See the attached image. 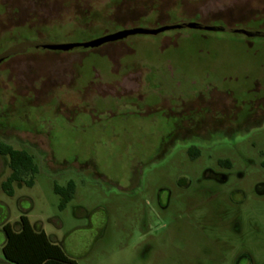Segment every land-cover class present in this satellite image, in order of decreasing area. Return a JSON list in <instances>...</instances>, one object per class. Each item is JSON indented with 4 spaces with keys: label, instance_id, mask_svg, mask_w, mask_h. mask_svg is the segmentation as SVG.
I'll list each match as a JSON object with an SVG mask.
<instances>
[{
    "label": "rangeland",
    "instance_id": "obj_1",
    "mask_svg": "<svg viewBox=\"0 0 264 264\" xmlns=\"http://www.w3.org/2000/svg\"><path fill=\"white\" fill-rule=\"evenodd\" d=\"M189 22L225 29L30 48L0 64V141L39 166L14 196L0 184V223L28 215L78 264H264V38L242 33L264 31V0H0V53ZM102 81L114 98H99ZM71 180L60 209L55 186Z\"/></svg>",
    "mask_w": 264,
    "mask_h": 264
},
{
    "label": "trees",
    "instance_id": "obj_2",
    "mask_svg": "<svg viewBox=\"0 0 264 264\" xmlns=\"http://www.w3.org/2000/svg\"><path fill=\"white\" fill-rule=\"evenodd\" d=\"M0 156L7 159L10 169L9 175L1 184V188L8 195L15 194V183L27 182L30 185L34 183L39 166L33 154L25 149H17L1 140ZM55 192L62 196L59 207L64 209L73 198L75 183L71 180L67 186L56 185ZM0 225L6 237L2 247L5 262L11 264H78L75 258L66 254L60 243L50 239L44 229H37L28 215L22 214L15 225L7 218L2 220Z\"/></svg>",
    "mask_w": 264,
    "mask_h": 264
},
{
    "label": "water",
    "instance_id": "obj_3",
    "mask_svg": "<svg viewBox=\"0 0 264 264\" xmlns=\"http://www.w3.org/2000/svg\"><path fill=\"white\" fill-rule=\"evenodd\" d=\"M183 28H193V29H211V30H224V27L220 28H207L199 23L189 22V23H179L176 25H167L162 26L159 28H148V27H138V28H131V29H124L115 33L107 34L100 38H97L92 41L88 42H81V43H67V44H51L39 40L34 41H23L18 44H15L8 49L4 50L0 53V64L5 61L6 59L27 52L29 48H43L53 51H70L75 48H97L109 42L118 41L124 39L131 35L136 34H158L170 29H183ZM248 35H252L251 33H247Z\"/></svg>",
    "mask_w": 264,
    "mask_h": 264
},
{
    "label": "flooded vegetation",
    "instance_id": "obj_4",
    "mask_svg": "<svg viewBox=\"0 0 264 264\" xmlns=\"http://www.w3.org/2000/svg\"><path fill=\"white\" fill-rule=\"evenodd\" d=\"M204 29V28H203ZM234 30H236V29H234ZM242 33L243 34H246V35H248L247 33H251L252 35H248L250 38H253V37H261V38H264V31H261V30H257V31H247V30H243L242 31ZM115 42V41H114ZM114 42H109V43H106L105 45H107V44H112V43H114ZM30 49V48H29ZM28 49V50H29ZM27 50V51H28ZM19 55V54H18ZM16 56V55H15ZM13 57V56H12ZM7 60V59H6ZM4 62V61H3ZM108 88H111L109 85H106V86H102L101 85V91L99 90L98 92L100 93V94H104V95H106V96H110V95H113V93H111V91H110V89H108ZM112 89V88H111ZM114 98L115 96H110L109 98ZM133 98H137V99H139V100H141V99H143L144 97H143V95L141 94V95H139L138 97H134L133 96ZM179 100H180V102H178L179 104L177 105V107L179 108V107H181L182 109H183V105H184V103H183V97H180V98H178ZM183 111H184V109H183ZM183 111H182V113H183ZM246 121V123L248 122L247 121V118L245 119ZM182 125L184 126V121H182ZM195 126L198 128V129H217V128H219V127H225L226 125L224 124H207V123H205L204 121H203V119H200L199 120V122L197 123V124H195ZM231 168V167H230ZM205 174L206 175H208V177H211V178H214V179H217V180H225L227 177L226 176H223L222 174H219V173H216V172H214V171H211V170H207L206 172H205ZM181 179H186L187 181H188V183H190V179H189V177L188 176H186V175H181L179 178H178V183L180 184V181H181ZM165 190L164 188H162L161 190H160V192L158 193V201H159V203H158V205H159V207H160V209H164V210H167L168 209V207H169V205H170V199H171V196L169 197H165L164 196V193H163V191ZM170 195L172 194V193H169ZM163 198H164V202H163Z\"/></svg>",
    "mask_w": 264,
    "mask_h": 264
},
{
    "label": "crops",
    "instance_id": "obj_5",
    "mask_svg": "<svg viewBox=\"0 0 264 264\" xmlns=\"http://www.w3.org/2000/svg\"><path fill=\"white\" fill-rule=\"evenodd\" d=\"M72 82L75 84H77L79 81L76 79V77L74 78V77H72ZM79 79V78H78ZM100 84L102 85V86H105L106 84H108V81H102V82H100ZM111 91V93H113V95H110V96H115L114 95V91L113 90H110ZM110 96H106V95H104V94H101L100 95V97L99 98H101V99H110L109 97ZM113 98V97H112ZM5 161V163H7V159L5 158V157H2V156H0V161ZM7 165H8V163H7ZM6 176V173H3L2 174V172L0 173V180H1V183L0 184H2V182L7 178H4ZM14 196V195H13ZM4 207H5V210H6V208H7V206L6 205H4ZM34 225V224H33ZM37 229H44L42 226H40V225H34ZM16 228H18L17 226H16ZM45 230V229H44ZM45 232H46V230H45ZM47 233V232H46ZM47 235L50 237V235L47 233ZM5 239H6V237H5V234H1V237H0V245H1V247H3V244H4V242H5ZM50 239L52 240V241H54V242H57V243H59L58 242V240L56 239V238H52V237H50ZM75 242H81V241H76L75 240ZM63 247V249H64V251L66 252V254L67 255H69V256H71L72 258H74V255H72V253H69L68 251H66V249L64 248V246H62ZM0 264H11V263H7V262H5V259L4 258H0Z\"/></svg>",
    "mask_w": 264,
    "mask_h": 264
}]
</instances>
